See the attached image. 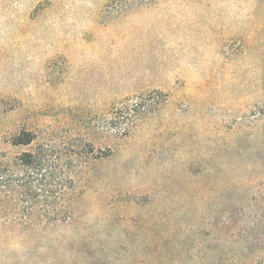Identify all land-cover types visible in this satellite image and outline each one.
Here are the masks:
<instances>
[{
    "label": "rangeland",
    "instance_id": "374dc122",
    "mask_svg": "<svg viewBox=\"0 0 264 264\" xmlns=\"http://www.w3.org/2000/svg\"><path fill=\"white\" fill-rule=\"evenodd\" d=\"M0 168V264H264V0H0Z\"/></svg>",
    "mask_w": 264,
    "mask_h": 264
},
{
    "label": "trees",
    "instance_id": "16d2710c",
    "mask_svg": "<svg viewBox=\"0 0 264 264\" xmlns=\"http://www.w3.org/2000/svg\"><path fill=\"white\" fill-rule=\"evenodd\" d=\"M30 142H31V140H27V141L19 142V143H30ZM5 171L6 170H3L0 168V174H2V173L6 174ZM1 176H3V175H1ZM5 182H6V180L0 179V186H3L5 184Z\"/></svg>",
    "mask_w": 264,
    "mask_h": 264
}]
</instances>
